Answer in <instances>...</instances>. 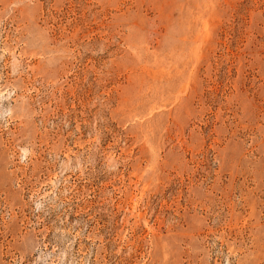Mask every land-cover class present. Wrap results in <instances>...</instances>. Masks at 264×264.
Returning <instances> with one entry per match:
<instances>
[{"label": "rangeland", "instance_id": "374dc122", "mask_svg": "<svg viewBox=\"0 0 264 264\" xmlns=\"http://www.w3.org/2000/svg\"><path fill=\"white\" fill-rule=\"evenodd\" d=\"M0 264H264V0H0Z\"/></svg>", "mask_w": 264, "mask_h": 264}]
</instances>
